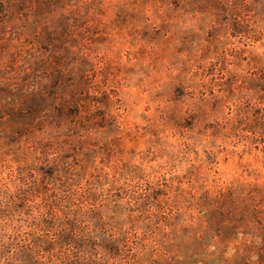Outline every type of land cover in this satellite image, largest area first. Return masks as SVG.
<instances>
[{"label": "clouds", "instance_id": "clouds-1", "mask_svg": "<svg viewBox=\"0 0 264 264\" xmlns=\"http://www.w3.org/2000/svg\"><path fill=\"white\" fill-rule=\"evenodd\" d=\"M0 264H264V0H0Z\"/></svg>", "mask_w": 264, "mask_h": 264}]
</instances>
